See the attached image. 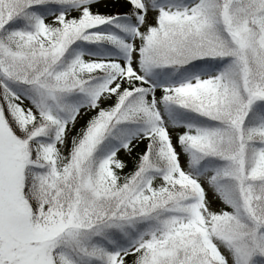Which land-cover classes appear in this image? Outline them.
<instances>
[{
  "label": "snow or ice",
  "instance_id": "snow-or-ice-1",
  "mask_svg": "<svg viewBox=\"0 0 264 264\" xmlns=\"http://www.w3.org/2000/svg\"><path fill=\"white\" fill-rule=\"evenodd\" d=\"M0 0V264H264V0Z\"/></svg>",
  "mask_w": 264,
  "mask_h": 264
},
{
  "label": "trees",
  "instance_id": "trees-1",
  "mask_svg": "<svg viewBox=\"0 0 264 264\" xmlns=\"http://www.w3.org/2000/svg\"><path fill=\"white\" fill-rule=\"evenodd\" d=\"M109 5L106 8L101 9V12H109V11H123L124 9L121 8L118 4L113 7V0H108Z\"/></svg>",
  "mask_w": 264,
  "mask_h": 264
},
{
  "label": "rangeland",
  "instance_id": "rangeland-1",
  "mask_svg": "<svg viewBox=\"0 0 264 264\" xmlns=\"http://www.w3.org/2000/svg\"><path fill=\"white\" fill-rule=\"evenodd\" d=\"M108 5H109V2H108ZM103 8H106V7L101 6L100 10L103 9Z\"/></svg>",
  "mask_w": 264,
  "mask_h": 264
}]
</instances>
